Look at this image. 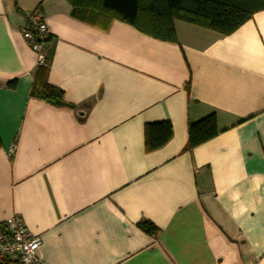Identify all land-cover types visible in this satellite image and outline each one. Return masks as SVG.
<instances>
[{
  "label": "crops",
  "instance_id": "crops-1",
  "mask_svg": "<svg viewBox=\"0 0 264 264\" xmlns=\"http://www.w3.org/2000/svg\"><path fill=\"white\" fill-rule=\"evenodd\" d=\"M34 11L44 65L21 32ZM174 26L167 42L65 0H0V223L18 215L46 264H264V9L228 35ZM211 113L217 134L185 150Z\"/></svg>",
  "mask_w": 264,
  "mask_h": 264
},
{
  "label": "trees",
  "instance_id": "trees-1",
  "mask_svg": "<svg viewBox=\"0 0 264 264\" xmlns=\"http://www.w3.org/2000/svg\"><path fill=\"white\" fill-rule=\"evenodd\" d=\"M70 15L78 20L107 25L112 20L126 23L154 39L177 42L174 22L183 21L220 35H228L246 22L255 12L264 9V0H65ZM49 35L44 40L47 42ZM5 87L13 89L16 80ZM35 92H33L34 94ZM46 102L60 105L63 92L47 83L35 93ZM217 134L216 117L211 113L187 125L185 150L191 149ZM171 137L169 122L146 123L144 144L147 151L157 149ZM146 233L151 223L139 224Z\"/></svg>",
  "mask_w": 264,
  "mask_h": 264
},
{
  "label": "built area",
  "instance_id": "built-area-1",
  "mask_svg": "<svg viewBox=\"0 0 264 264\" xmlns=\"http://www.w3.org/2000/svg\"><path fill=\"white\" fill-rule=\"evenodd\" d=\"M21 32L29 47L37 54L38 63L45 64L44 38L48 34L45 21L34 11ZM41 239L30 233L18 215H11L0 223V264H46L39 256Z\"/></svg>",
  "mask_w": 264,
  "mask_h": 264
}]
</instances>
